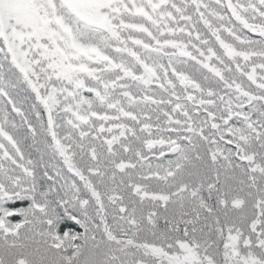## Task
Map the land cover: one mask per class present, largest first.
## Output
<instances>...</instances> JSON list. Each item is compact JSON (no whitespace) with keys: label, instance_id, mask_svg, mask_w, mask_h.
Here are the masks:
<instances>
[{"label":"snow or ice","instance_id":"snow-or-ice-1","mask_svg":"<svg viewBox=\"0 0 264 264\" xmlns=\"http://www.w3.org/2000/svg\"><path fill=\"white\" fill-rule=\"evenodd\" d=\"M0 264H264V0H0Z\"/></svg>","mask_w":264,"mask_h":264}]
</instances>
